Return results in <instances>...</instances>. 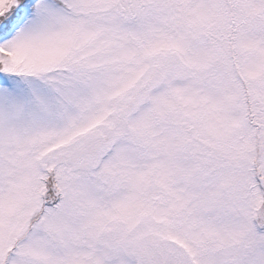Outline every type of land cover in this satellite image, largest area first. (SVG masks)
Wrapping results in <instances>:
<instances>
[{"label": "snow or ice", "instance_id": "1", "mask_svg": "<svg viewBox=\"0 0 264 264\" xmlns=\"http://www.w3.org/2000/svg\"><path fill=\"white\" fill-rule=\"evenodd\" d=\"M0 264H264V0H0Z\"/></svg>", "mask_w": 264, "mask_h": 264}]
</instances>
